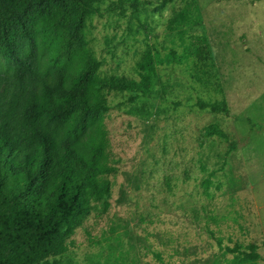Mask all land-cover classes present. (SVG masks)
Returning a JSON list of instances; mask_svg holds the SVG:
<instances>
[{"label": "rangeland", "instance_id": "obj_1", "mask_svg": "<svg viewBox=\"0 0 264 264\" xmlns=\"http://www.w3.org/2000/svg\"><path fill=\"white\" fill-rule=\"evenodd\" d=\"M131 1L104 2L85 32L101 72L137 80L148 47L180 53L167 22L188 0ZM194 1L184 29L206 35L216 78L204 86L191 62L164 64L147 97L107 96L110 207L75 230L61 264H233L235 243L264 264V0ZM221 99L227 114L200 106ZM211 124L225 138L205 137Z\"/></svg>", "mask_w": 264, "mask_h": 264}, {"label": "trees", "instance_id": "obj_2", "mask_svg": "<svg viewBox=\"0 0 264 264\" xmlns=\"http://www.w3.org/2000/svg\"><path fill=\"white\" fill-rule=\"evenodd\" d=\"M106 1L0 0V264H61L75 230L92 212L107 213L117 170L105 123L110 93L147 97L164 64L191 62L204 86L216 78L206 35L184 29L198 17L194 0L167 22L180 53L148 47L137 80L101 72L85 30ZM200 106L228 113L224 99ZM214 135L225 138L216 124L205 127ZM225 250L233 264L261 257L253 244Z\"/></svg>", "mask_w": 264, "mask_h": 264}]
</instances>
